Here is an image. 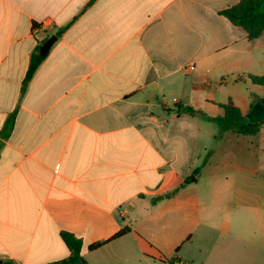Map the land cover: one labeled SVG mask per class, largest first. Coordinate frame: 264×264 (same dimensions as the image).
Masks as SVG:
<instances>
[{"label": "crops", "instance_id": "obj_1", "mask_svg": "<svg viewBox=\"0 0 264 264\" xmlns=\"http://www.w3.org/2000/svg\"><path fill=\"white\" fill-rule=\"evenodd\" d=\"M240 1L0 0V264H264V123L186 111L264 100Z\"/></svg>", "mask_w": 264, "mask_h": 264}, {"label": "trees", "instance_id": "obj_2", "mask_svg": "<svg viewBox=\"0 0 264 264\" xmlns=\"http://www.w3.org/2000/svg\"><path fill=\"white\" fill-rule=\"evenodd\" d=\"M263 5L264 0H241L237 6L225 11L224 15L227 16L233 24L243 28L246 31L249 40H255L264 35ZM44 59L45 58L40 57L38 50L32 54L29 70L26 79L23 82V93L26 91L29 83L33 79ZM223 108L225 109V116L223 117H211L190 107L186 108V111L191 115H197L207 121L215 123L219 129V134L216 137V141L220 140L227 132H237L243 135H255L258 132V127L264 123V121H262L258 124H242L241 122L245 117H243L235 107L229 104ZM10 129V124H7L6 133H8ZM127 232L128 229H125L119 235H117V237L124 235ZM63 239L70 249L71 255L67 259L51 264H87L81 255V241L77 240L71 234H63ZM101 245L102 244L91 246V250H96Z\"/></svg>", "mask_w": 264, "mask_h": 264}, {"label": "water", "instance_id": "obj_3", "mask_svg": "<svg viewBox=\"0 0 264 264\" xmlns=\"http://www.w3.org/2000/svg\"><path fill=\"white\" fill-rule=\"evenodd\" d=\"M264 9V5H263ZM57 40L56 36H52L47 42L40 48V57L44 58L47 56L55 41ZM264 121V101L258 102L250 111V113L245 116L242 124H258Z\"/></svg>", "mask_w": 264, "mask_h": 264}, {"label": "rangeland", "instance_id": "obj_4", "mask_svg": "<svg viewBox=\"0 0 264 264\" xmlns=\"http://www.w3.org/2000/svg\"><path fill=\"white\" fill-rule=\"evenodd\" d=\"M213 126H215V127H217L218 128V126L214 123V125Z\"/></svg>", "mask_w": 264, "mask_h": 264}, {"label": "built area", "instance_id": "obj_5", "mask_svg": "<svg viewBox=\"0 0 264 264\" xmlns=\"http://www.w3.org/2000/svg\"><path fill=\"white\" fill-rule=\"evenodd\" d=\"M191 69H193L192 67H191ZM176 101V100H175Z\"/></svg>", "mask_w": 264, "mask_h": 264}]
</instances>
